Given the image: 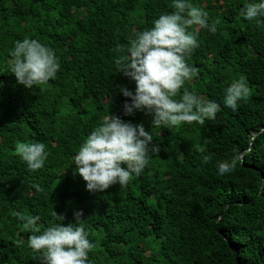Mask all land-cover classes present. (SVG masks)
<instances>
[{"label":"trees","instance_id":"trees-1","mask_svg":"<svg viewBox=\"0 0 264 264\" xmlns=\"http://www.w3.org/2000/svg\"><path fill=\"white\" fill-rule=\"evenodd\" d=\"M191 2L219 23L215 32L189 27L199 46L187 62L198 73L175 98L187 88L221 109L204 124L169 128L153 126L146 111L125 115L131 98L120 88L136 84L116 61L125 62L135 33L174 11L172 0H0V264H43L12 210L39 215L36 234L81 211L91 264H236L228 241L241 264H264V17L240 15L251 0ZM25 37L53 49L60 64L55 78L31 89L8 63ZM241 75L250 92L233 111L224 90ZM108 111L143 124L160 151L125 187L90 192L72 157ZM21 141L46 145L43 168L28 169L15 150ZM237 154L236 167L219 174L217 161Z\"/></svg>","mask_w":264,"mask_h":264},{"label":"clouds","instance_id":"clouds-1","mask_svg":"<svg viewBox=\"0 0 264 264\" xmlns=\"http://www.w3.org/2000/svg\"><path fill=\"white\" fill-rule=\"evenodd\" d=\"M172 7L174 11L161 14L154 20L153 27L135 33L129 40L125 62L116 61L118 70L136 84L134 92L127 87L120 88L125 97L131 98L124 104V113L133 115L137 110L146 111L152 115L153 126L171 128L193 121L204 124L206 119H215L220 111L221 104L217 100L198 96L187 88L183 89L180 99L175 97L185 81L198 73L197 68L187 62L199 46L196 31L189 27L200 26L215 32L219 18L209 24L208 13L191 0H172ZM240 15L261 23L264 0L246 3ZM8 53L10 72L25 88L48 83L60 68L53 49L35 38L15 41ZM249 92L246 78L241 75L224 90L223 104L236 111ZM15 150L32 171L43 168L49 156L46 145L40 141L17 142ZM159 151L160 146L153 143L150 131L143 124L125 121L108 111L73 155L74 172L83 178L90 192H102L115 184L123 188L133 176L142 174L150 156ZM240 158L237 154L231 161H217L218 173L230 172ZM204 159L210 156L205 153ZM36 187L43 191L39 185ZM10 214L22 220L23 229L32 232L27 246L41 252L43 264H91L88 254L94 243L89 239L81 211L74 213L75 222L53 223L39 234L35 232L41 221L39 215L22 216L16 210ZM52 215L58 221L64 219L56 211Z\"/></svg>","mask_w":264,"mask_h":264},{"label":"water","instance_id":"water-1","mask_svg":"<svg viewBox=\"0 0 264 264\" xmlns=\"http://www.w3.org/2000/svg\"><path fill=\"white\" fill-rule=\"evenodd\" d=\"M228 243L231 246V249L233 250L234 256H235V263L236 264H241L240 260L238 259V250L235 248V246L233 244L230 243V241H228Z\"/></svg>","mask_w":264,"mask_h":264}]
</instances>
